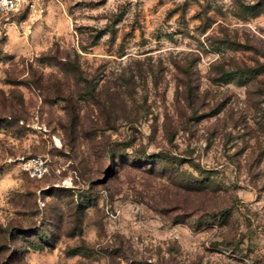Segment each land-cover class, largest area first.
Wrapping results in <instances>:
<instances>
[{
  "label": "rangeland",
  "instance_id": "rangeland-1",
  "mask_svg": "<svg viewBox=\"0 0 264 264\" xmlns=\"http://www.w3.org/2000/svg\"><path fill=\"white\" fill-rule=\"evenodd\" d=\"M13 229L22 264H264V0L0 14V240Z\"/></svg>",
  "mask_w": 264,
  "mask_h": 264
},
{
  "label": "built area",
  "instance_id": "built-area-1",
  "mask_svg": "<svg viewBox=\"0 0 264 264\" xmlns=\"http://www.w3.org/2000/svg\"><path fill=\"white\" fill-rule=\"evenodd\" d=\"M35 0H0V14L13 12L20 8L31 7ZM20 167L30 176L40 177L48 171V162L39 154L21 155L18 157Z\"/></svg>",
  "mask_w": 264,
  "mask_h": 264
},
{
  "label": "trees",
  "instance_id": "trees-1",
  "mask_svg": "<svg viewBox=\"0 0 264 264\" xmlns=\"http://www.w3.org/2000/svg\"><path fill=\"white\" fill-rule=\"evenodd\" d=\"M230 72L231 74H236V75H247L249 73V69L248 68L242 69L239 67H237L233 71L222 69L220 71V75L227 74V76H225L224 78V80H226L231 76V74H228ZM109 157L112 158V160H114L113 157H115V152L112 149H110ZM17 232L18 233L23 232V230L22 229L10 230L7 233V238H5V240H2V239L0 240V252H2L4 248H7L8 243H11V248L9 250V253L7 254L6 262L5 261L3 262L4 264H22V259H23L22 249L15 242H13V237L17 234ZM44 243L48 244L49 242L44 241Z\"/></svg>",
  "mask_w": 264,
  "mask_h": 264
}]
</instances>
